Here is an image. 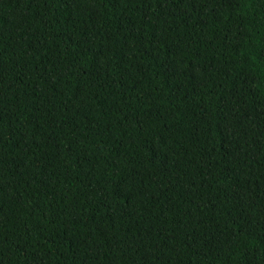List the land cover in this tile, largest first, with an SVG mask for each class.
Listing matches in <instances>:
<instances>
[{"label": "trees", "instance_id": "16d2710c", "mask_svg": "<svg viewBox=\"0 0 264 264\" xmlns=\"http://www.w3.org/2000/svg\"><path fill=\"white\" fill-rule=\"evenodd\" d=\"M0 264H264V0H0Z\"/></svg>", "mask_w": 264, "mask_h": 264}]
</instances>
